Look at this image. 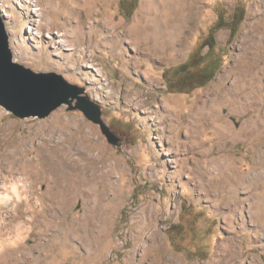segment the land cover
I'll return each mask as SVG.
<instances>
[{
	"label": "rangeland",
	"instance_id": "1",
	"mask_svg": "<svg viewBox=\"0 0 264 264\" xmlns=\"http://www.w3.org/2000/svg\"><path fill=\"white\" fill-rule=\"evenodd\" d=\"M82 1L0 0L13 60L82 89L119 141L71 109L76 98L43 118L0 106V241L17 239L0 246V264H151V246L162 264H264V74L247 108L214 95L264 0H160L154 15V0L129 12L121 0ZM187 12L181 41L155 47L141 26L157 16L173 30ZM27 177L34 208L42 201L33 219Z\"/></svg>",
	"mask_w": 264,
	"mask_h": 264
},
{
	"label": "bare ground",
	"instance_id": "2",
	"mask_svg": "<svg viewBox=\"0 0 264 264\" xmlns=\"http://www.w3.org/2000/svg\"><path fill=\"white\" fill-rule=\"evenodd\" d=\"M51 1L55 9L56 0L55 1L51 0ZM154 1L155 2L152 3V5L148 8L150 9L152 15L155 14L154 11L156 10V7H157L155 4L156 3L160 4V0H154ZM196 1L197 0H193L192 5H194ZM89 2H91V0H83L81 2V6L84 7L85 5L89 4ZM144 5H147V2ZM192 5L188 6V8L192 9ZM255 5L256 6L254 7V9H251V11L249 12V14L252 15V17H249V19L244 23L242 27V32L240 34L241 40H240V45H239V53L237 54V58L235 59L236 62L234 65L229 67L230 69H226L224 71V74H219V76L217 77L216 85L214 87V95L217 96L216 100L219 103L220 102L234 103L237 98H242L243 102L238 101L240 103V106H238L239 110L247 108V97L249 98L250 96L249 93L252 90L259 87L260 74H264V17H257V15H255L257 3H255ZM36 9L37 11H40L39 14L44 16V13L40 7H37ZM185 13L184 14L182 13L180 15L181 16L180 21L178 22L176 27H174L173 30H168V28L165 27L164 23L157 16L148 20V21H151L148 24L146 25L144 24L141 26L145 27V31L146 30L148 31L149 29L153 31V41H154L155 47L160 46V44H162L163 42H165V44L166 43L170 44L178 40L181 41L182 39L181 35L183 33V28L187 24L189 18H191L194 14L193 12H187V14ZM45 25L50 26V22L48 21L47 23L44 24V26ZM141 26L135 27L132 29V31L131 30L130 31L132 32V34H134V32L136 34L137 33L140 34V32L142 31L140 28ZM48 33H50V28L47 29V35L49 36ZM64 33L66 34V31ZM63 41L66 42V40H63ZM21 45L24 46L23 41ZM245 59H248V60L245 61ZM86 66H91V63L86 64ZM98 71L102 73L101 67H99ZM230 76H232V78L234 79L229 84L230 86H227L226 79L229 78ZM196 106H197L196 110H201L203 105H201L200 103H197ZM42 159L44 158L42 157ZM221 165L223 168L224 163L218 162V164L216 165L217 169L221 170L222 169V168L220 169ZM50 171L52 174L56 173L55 169H50ZM245 178L247 177L245 176ZM20 185L25 192L24 194L25 204L24 205H26L25 207L26 211L28 210L31 212L30 218L32 217L33 219L39 213L40 211L39 209L42 208V201H40L38 205L40 208L35 209L33 206L31 197H30L33 183L29 177L26 178V182H21ZM12 186H13L12 187L13 190L15 191L17 188H19L18 184L12 185ZM57 193H58V190H56V192L54 191L52 192V199L56 198L55 195L56 196L59 195V194L57 195ZM3 200L4 201L7 200L6 193H0V202H2ZM159 230L160 228L156 227L155 229L152 230V232L149 233L150 236L155 237V238L158 237ZM16 243H17V239H12V240L3 239L0 241V246H14ZM36 246H39V245L37 244ZM224 246H229V245L228 243H225ZM151 252H153V255H154V258H153L154 261L151 264H162L164 262L163 259L160 258L159 252L155 248V246H151V249L146 250L143 257L150 254Z\"/></svg>",
	"mask_w": 264,
	"mask_h": 264
},
{
	"label": "water",
	"instance_id": "3",
	"mask_svg": "<svg viewBox=\"0 0 264 264\" xmlns=\"http://www.w3.org/2000/svg\"><path fill=\"white\" fill-rule=\"evenodd\" d=\"M82 89L56 72H35L13 60L9 38L0 14V106L14 116L46 117L64 103L77 99L71 109L99 125L108 141L117 145L118 135L102 119L100 107L88 97L80 96Z\"/></svg>",
	"mask_w": 264,
	"mask_h": 264
},
{
	"label": "trees",
	"instance_id": "4",
	"mask_svg": "<svg viewBox=\"0 0 264 264\" xmlns=\"http://www.w3.org/2000/svg\"><path fill=\"white\" fill-rule=\"evenodd\" d=\"M121 2H122L121 5H123L124 7L128 6V4L130 3V9L128 10V12L132 11L134 9L135 5H136V0H129L128 2H127V0H121ZM242 16H243V12H241L239 14H236L235 19L240 20V19H242ZM219 21H220V19L218 18L216 22L218 23ZM215 25H217V24H215ZM213 30L216 31V27H214ZM229 30H230V34L232 35L234 33V28L232 26H229ZM209 37H210V32H209L208 36L206 37V39L203 40V42L200 45V47H201L200 50H202L204 47L208 46L207 51L205 52V54H203L205 56L208 55L210 53L211 49H212V47L207 42V39ZM218 66L219 65H217L216 67H218ZM203 77H200V79H199L201 84H204L205 82L208 81V79H206L205 77L203 78Z\"/></svg>",
	"mask_w": 264,
	"mask_h": 264
}]
</instances>
